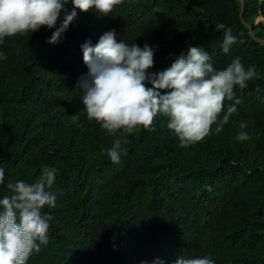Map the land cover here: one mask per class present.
Returning <instances> with one entry per match:
<instances>
[{"label":"trees","instance_id":"16d2710c","mask_svg":"<svg viewBox=\"0 0 264 264\" xmlns=\"http://www.w3.org/2000/svg\"><path fill=\"white\" fill-rule=\"evenodd\" d=\"M245 21L264 39V0H245ZM73 11L71 0L64 6ZM56 44L54 29L5 38L0 52V168L7 183H32L43 167L57 170L45 206L49 242L27 264H175L210 256L215 264H264V46L242 23L238 0H124L109 16L75 9ZM231 27L237 43L222 50ZM115 30L117 41L154 49L149 73L199 47L223 69L239 57L258 76L234 98L223 130L188 148L157 115L152 129L127 136L114 164L104 151L114 137L83 112L78 82L88 73L82 45ZM242 41V42H241ZM150 87V85H148ZM79 115L74 124L71 117ZM250 137L236 140L240 122ZM119 135V133H118Z\"/></svg>","mask_w":264,"mask_h":264},{"label":"clouds","instance_id":"9594fccd","mask_svg":"<svg viewBox=\"0 0 264 264\" xmlns=\"http://www.w3.org/2000/svg\"><path fill=\"white\" fill-rule=\"evenodd\" d=\"M69 0H0V44L5 38L34 33L42 27L54 29L49 44H56L76 18L75 9L87 13L94 11L107 17L124 0H71L73 11H65L57 28L61 12ZM223 31L222 50L228 53L237 43L231 27L216 25ZM242 42V41H241ZM83 62L88 68L81 77L83 112L88 121L99 123L107 134L114 137L112 146L105 149L114 164L126 154L127 136L141 129H152L154 118H167V128L182 148L200 143L214 131L219 133L237 112L236 104L227 107L225 100L234 98V89H245L257 78L254 66L245 67L239 57L223 69H217L210 54L199 47H190L171 66L158 73H149L154 65V49L148 44L128 45L117 41L115 30L104 33L95 46L82 45ZM0 59H7L0 52ZM150 85V87L148 86ZM75 124L79 115L71 117ZM241 131L236 140L250 137L244 131L248 125L240 122ZM119 133V135H118ZM57 170L43 167L32 183L18 180L7 183L9 195L0 198V264H27L33 253L49 242V221L43 213L45 206L54 208L56 197L50 189ZM5 181L0 168V185ZM154 264H163L156 260ZM175 264H215L210 256L186 258L179 255Z\"/></svg>","mask_w":264,"mask_h":264},{"label":"water","instance_id":"95a60500","mask_svg":"<svg viewBox=\"0 0 264 264\" xmlns=\"http://www.w3.org/2000/svg\"><path fill=\"white\" fill-rule=\"evenodd\" d=\"M241 2V6H242V11H241V15H240V18H241V21L242 23L248 28L249 30V35L251 37V39L261 45L264 46V39L263 38H260L256 35L255 31H254V28L252 25L248 24L246 21H245V18H244V13H245V9H246V2L245 0H238Z\"/></svg>","mask_w":264,"mask_h":264}]
</instances>
